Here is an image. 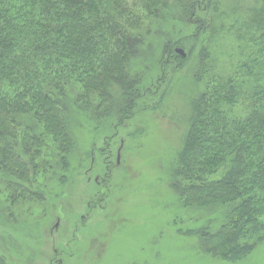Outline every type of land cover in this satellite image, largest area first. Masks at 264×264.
<instances>
[{"label":"trees","instance_id":"1","mask_svg":"<svg viewBox=\"0 0 264 264\" xmlns=\"http://www.w3.org/2000/svg\"><path fill=\"white\" fill-rule=\"evenodd\" d=\"M200 11L197 37L226 28L239 58L219 73L203 49L172 185L186 206L226 209L218 228L194 232L206 253L244 262L264 243V0H0V180L66 167L74 115L123 121L153 91L131 67L151 25Z\"/></svg>","mask_w":264,"mask_h":264},{"label":"rangeland","instance_id":"2","mask_svg":"<svg viewBox=\"0 0 264 264\" xmlns=\"http://www.w3.org/2000/svg\"><path fill=\"white\" fill-rule=\"evenodd\" d=\"M201 12L151 25L131 67L153 91L123 121L74 115L66 167L19 187L0 180V264H236L206 253L194 232L213 220L218 228L226 209L186 206L172 185L188 98L204 87L195 79L203 49L219 73L239 58L226 28L197 37ZM241 264H264V243Z\"/></svg>","mask_w":264,"mask_h":264},{"label":"flooded vegetation","instance_id":"3","mask_svg":"<svg viewBox=\"0 0 264 264\" xmlns=\"http://www.w3.org/2000/svg\"><path fill=\"white\" fill-rule=\"evenodd\" d=\"M60 262H58V264H59Z\"/></svg>","mask_w":264,"mask_h":264}]
</instances>
